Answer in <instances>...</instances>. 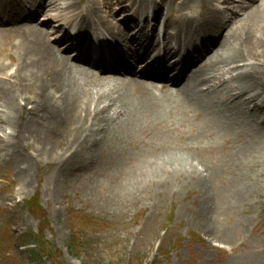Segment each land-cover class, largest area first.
Returning <instances> with one entry per match:
<instances>
[{"label": "rangeland", "instance_id": "1", "mask_svg": "<svg viewBox=\"0 0 264 264\" xmlns=\"http://www.w3.org/2000/svg\"><path fill=\"white\" fill-rule=\"evenodd\" d=\"M193 6L198 18L207 9L198 0H189L183 11ZM164 9L161 22L168 14ZM171 15L179 19L175 8ZM6 36L12 37L7 33L0 38V51L7 49ZM119 94L125 104L127 96ZM164 105L168 112L174 102ZM185 105L174 114L161 113L163 127L129 119L118 122L120 127L111 126L116 120L101 116L109 130L117 131L113 151L127 164L114 173L106 168L100 180L80 152L71 159L64 155L72 144L70 131L39 144L27 139L38 151L29 152L36 159L28 184L20 173L21 158L27 155L0 151V230H9L14 245L13 260L1 258L0 264H264V136L248 129L218 134L213 121L194 116L191 106ZM72 125L69 121L68 128L78 130ZM166 156L176 157L180 165L204 164L205 183L194 184L185 175L176 178L177 169H169ZM134 157L149 161L151 167L147 171L131 167ZM115 177L134 191L133 197L110 198ZM207 190L205 199L202 193ZM34 194L47 213L44 236L59 253L55 262L34 261L20 246L31 244L27 236L40 227L24 205ZM82 221H87L85 227H80ZM200 237L215 238L232 249L229 254L219 252Z\"/></svg>", "mask_w": 264, "mask_h": 264}, {"label": "bare ground", "instance_id": "2", "mask_svg": "<svg viewBox=\"0 0 264 264\" xmlns=\"http://www.w3.org/2000/svg\"><path fill=\"white\" fill-rule=\"evenodd\" d=\"M198 1L207 7L200 18L194 6L192 10L183 11V7L189 5V0H0V38L3 39L7 33L12 36H6L7 49L0 51V127L3 132L5 125L10 122L17 131L14 132L17 137L13 144L8 139H0V151L6 149L20 152L22 142L29 137L39 144L45 138L60 135L66 128L72 111L78 109L83 92L90 85L96 89L107 88L109 93L105 96L99 95L97 105H102L103 110L108 109L111 112L109 120H116L110 122L111 126L116 124L120 127L118 122L124 119L133 121V124H147V121L153 119L159 121L160 114L165 112L163 101L175 99L177 105L173 110L186 109L188 106L185 103H188L196 110L198 117L213 118L222 131L246 122L249 126L261 128L260 134L264 135V0ZM123 3V6L133 10V15L148 11L151 7L152 20L156 19L162 9L167 8L170 13L177 7L179 19L166 17L161 39L153 36L157 28L155 25L151 27L150 35L145 33L147 24L144 22L142 28L135 33L138 37L126 41L124 35L129 21L120 23L115 18L118 12L114 10ZM219 4L236 8L221 9ZM32 10L36 12L35 15L31 13ZM228 13L232 17H228ZM261 20L263 22L260 23ZM50 25L52 29H49ZM65 28L74 31L79 44L87 34L97 37L103 31L114 42L130 51L132 55L129 57L136 63L153 55L145 70L140 72L146 77L150 75L153 82L160 85L149 86L137 81L134 69L123 78H110L85 71L79 65H72L69 58L64 56L66 52L61 47ZM56 35L61 36L55 41L52 38ZM199 35L205 37L209 46L217 44L218 49L211 56L207 57L210 48L205 47L203 42L200 43L203 50L193 43V38L195 40ZM173 40L176 41L178 56L191 49L197 55L193 58L185 54L182 61L176 59L177 64L173 65L180 66L177 68V76L174 74L171 78L172 86L177 85L175 88L162 83L167 81L166 63L169 60V51L173 49ZM107 43L112 48L113 45ZM138 49L143 50L142 57L136 55ZM89 53L87 51L82 58L90 60ZM4 56L9 62H5L2 58ZM201 59L199 64L202 66L194 73H189V77L183 81L180 76L184 74L187 66ZM213 61L216 64L225 63L227 74L243 69L241 76L236 77L235 88L228 89L225 95L221 89L226 83L222 74L220 77L205 79L208 66ZM94 62L98 67L105 68L99 58ZM237 63L243 65H232ZM155 65L157 70L153 69ZM154 70L157 72L151 75ZM33 88L35 92L28 96L26 90ZM119 88L126 90L123 91L127 96L125 110L116 106L122 103L118 93L122 90ZM253 90L258 93L252 95L248 92ZM129 92L134 95L131 97ZM24 94L27 98H23ZM228 101L234 105L226 103ZM29 103L33 107L26 111L25 104ZM250 106L253 108L248 112ZM73 123L76 124L75 121ZM92 123L93 128L89 132H72V144L66 147L65 154L76 149L72 152H80L85 157L87 168L96 171V180H100L106 168L114 173L122 170L127 163L125 158L118 157L113 151L117 131L102 125V121L96 118V113ZM45 124L46 128H43ZM103 153H106L104 160H97L98 155L100 157ZM88 155L89 159L86 158ZM21 160H24L21 176L23 179L31 178L29 174L32 161L25 156ZM133 161L135 162L130 164L131 167L145 168L146 171L151 167L149 161L139 157H134ZM117 179L115 177L111 180L110 198H126L132 195V189L123 187L121 180ZM200 179L197 178L196 183L199 184Z\"/></svg>", "mask_w": 264, "mask_h": 264}]
</instances>
